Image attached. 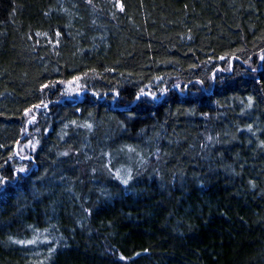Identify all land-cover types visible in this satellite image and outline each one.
Returning <instances> with one entry per match:
<instances>
[{"label":"trees","instance_id":"16d2710c","mask_svg":"<svg viewBox=\"0 0 264 264\" xmlns=\"http://www.w3.org/2000/svg\"><path fill=\"white\" fill-rule=\"evenodd\" d=\"M260 56L264 0H0V264H264Z\"/></svg>","mask_w":264,"mask_h":264},{"label":"snow or ice","instance_id":"6c2138e0","mask_svg":"<svg viewBox=\"0 0 264 264\" xmlns=\"http://www.w3.org/2000/svg\"><path fill=\"white\" fill-rule=\"evenodd\" d=\"M57 35H59V33H57ZM220 59H224V57H221ZM259 60H260L259 67H252V66L249 65V67H248V69H246V71L251 72V73H256V72H258L260 70V68H264V56H260L259 57ZM245 63H247V61H245ZM228 70L231 71V66L229 67ZM217 71H220V70L217 69ZM156 79L162 80L163 78L162 77H157ZM209 79L214 83L215 80H216V73L213 72L212 75L209 77ZM80 80H81V77H73V79L71 81H68L67 82L68 85H69L68 91L69 92H76V93H78L79 90H80V87H81V85L79 84V81ZM56 83L63 84L65 82L64 81H59V82H55V83H53L51 85H43L42 87H44V88L55 87L56 86ZM196 83L202 85L204 83V81L199 80V81H196ZM175 87L176 88H180L181 86L179 84H176ZM166 92H167V89L166 88L165 89H161L160 90V95H164ZM135 98H136L137 101L141 100L142 98H150L151 100H156L157 99V95L155 93H153V92L145 91V89H140L139 93L136 95ZM252 103H253L252 98L249 97L248 98L247 107H249V108L252 107ZM41 104H43V102H41ZM34 107L37 108V109H39L41 107V105H36ZM43 107L47 108V105L46 104H43ZM28 111H31V110H28ZM33 119H34V117H33ZM88 127H91V125H88ZM249 128H251V126H249ZM65 155H66V153H65ZM27 158L28 157H26V156H21L20 157V159H27ZM9 159H11V157H9ZM26 172H27V169L25 167H23V166H21L19 168H14L13 169V173H14L13 179H18L19 178V174L26 173ZM115 178L117 180H119L122 184L127 185L128 182H129V180L132 177H131V173L130 172L127 173L126 178H125L124 176H122L120 174L119 171H117L115 173ZM9 186H10V181H9L8 177L0 175V188L7 189ZM17 242L18 243H21V244L25 243L24 241H17ZM27 243L28 244H32V243H35V241L34 240H29V241H27ZM48 243L51 244L52 242L51 241H48ZM54 250L55 249H51V251H54ZM120 259L123 260L124 257L121 256Z\"/></svg>","mask_w":264,"mask_h":264},{"label":"rangeland","instance_id":"374dc122","mask_svg":"<svg viewBox=\"0 0 264 264\" xmlns=\"http://www.w3.org/2000/svg\"><path fill=\"white\" fill-rule=\"evenodd\" d=\"M71 81V80H70ZM79 84L81 85V87H83L82 86V84H81V80L79 81ZM80 87V90H79V92L78 93H76V92H69L68 91V88H69V85H68V83L67 82H65V83H63L62 84V88H63V96H64V98H66V99H72V98H76V99H78V98H80V97H82L83 96V94H84V92H85V89H83V88H81ZM173 88L175 89L176 87H175V85H173ZM160 95V94H159ZM163 95H160L159 97H157V99L156 100H159L161 97H162ZM35 109L36 108H33V109H31V111H27L26 112V115H25V118L27 119L26 121H28V124L31 122V121H33V117H34V112H35ZM29 126V125H28ZM27 128V127H26ZM25 128V134H24V137L23 138H25L27 135H28V129H26ZM33 146H35L34 145V143H31V142H27L26 144H24V150L25 151H29V150H33Z\"/></svg>","mask_w":264,"mask_h":264}]
</instances>
